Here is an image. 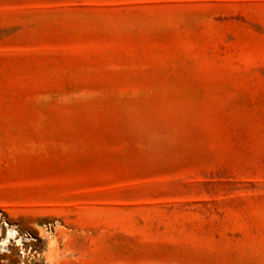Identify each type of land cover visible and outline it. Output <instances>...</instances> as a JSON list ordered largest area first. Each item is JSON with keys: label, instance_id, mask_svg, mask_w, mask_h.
Wrapping results in <instances>:
<instances>
[{"label": "rangeland", "instance_id": "1", "mask_svg": "<svg viewBox=\"0 0 264 264\" xmlns=\"http://www.w3.org/2000/svg\"><path fill=\"white\" fill-rule=\"evenodd\" d=\"M0 264H264V0H0Z\"/></svg>", "mask_w": 264, "mask_h": 264}, {"label": "bare ground", "instance_id": "2", "mask_svg": "<svg viewBox=\"0 0 264 264\" xmlns=\"http://www.w3.org/2000/svg\"><path fill=\"white\" fill-rule=\"evenodd\" d=\"M14 229V228H13ZM12 230V229H11ZM13 233V232H12ZM8 236V235H7ZM11 236V235H10ZM2 242V241H1Z\"/></svg>", "mask_w": 264, "mask_h": 264}]
</instances>
